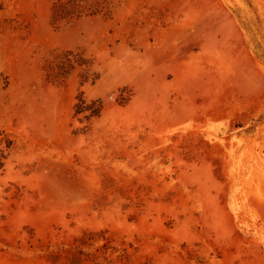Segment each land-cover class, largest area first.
Here are the masks:
<instances>
[{"label":"rangeland","instance_id":"1","mask_svg":"<svg viewBox=\"0 0 264 264\" xmlns=\"http://www.w3.org/2000/svg\"><path fill=\"white\" fill-rule=\"evenodd\" d=\"M0 264H264V0H0Z\"/></svg>","mask_w":264,"mask_h":264}]
</instances>
